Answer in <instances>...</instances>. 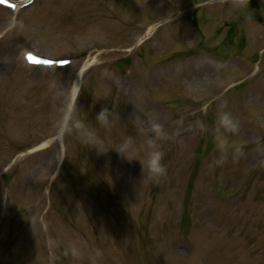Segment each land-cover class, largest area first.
<instances>
[{
    "label": "rangeland",
    "instance_id": "obj_1",
    "mask_svg": "<svg viewBox=\"0 0 264 264\" xmlns=\"http://www.w3.org/2000/svg\"><path fill=\"white\" fill-rule=\"evenodd\" d=\"M256 1L263 14L248 15L245 0H32L16 13L0 4V264H264ZM26 52L50 63L30 64ZM102 107L112 123L97 125L98 149L69 129L73 119L95 125ZM225 110L242 153L217 164ZM153 120L167 133L158 181L111 147L127 136L139 147ZM69 245L78 258L64 255Z\"/></svg>",
    "mask_w": 264,
    "mask_h": 264
},
{
    "label": "clouds",
    "instance_id": "obj_2",
    "mask_svg": "<svg viewBox=\"0 0 264 264\" xmlns=\"http://www.w3.org/2000/svg\"><path fill=\"white\" fill-rule=\"evenodd\" d=\"M79 92L77 93L78 96ZM95 125L87 122H77L73 119L70 125V131L77 135L83 134V140L87 145L96 146L98 148V128L105 130L111 127L110 110L107 107H102L96 113ZM238 121L233 117L230 111H221L217 115V123L215 125L214 145L219 156L215 163H223L232 154L234 157L242 153L241 146L230 141L226 133L236 132L238 129ZM202 130H206V125L201 123ZM151 135H148L143 143L138 147L134 137H125L118 145L111 146L117 149L123 159L132 161L138 159L142 166V171L147 174L153 181H158L166 176L167 168L164 161L165 152L160 147L158 140L167 135L163 124L155 120L150 122L148 129ZM99 149V148H98ZM143 153V156H141ZM64 255H71L73 258H78L80 255L79 249L75 245H69L64 249Z\"/></svg>",
    "mask_w": 264,
    "mask_h": 264
},
{
    "label": "bare ground",
    "instance_id": "obj_3",
    "mask_svg": "<svg viewBox=\"0 0 264 264\" xmlns=\"http://www.w3.org/2000/svg\"><path fill=\"white\" fill-rule=\"evenodd\" d=\"M17 3H20V1L16 2L12 5V10L16 13L17 9H18V4ZM89 63H85L82 67V69L77 73L76 77H75V80H74V83H73V86H72V89H71V94L69 96V110L71 109V106L73 104V101L75 100L76 96H77V93H78V90H79V86H80V81H81V78H82V75H83V72L85 71L86 67H88ZM67 115V114H66ZM67 118L68 116H66V118L64 119V121L62 122L61 124V128L59 130V134L62 133V131L64 130L65 126H66V122H67Z\"/></svg>",
    "mask_w": 264,
    "mask_h": 264
},
{
    "label": "snow or ice",
    "instance_id": "obj_4",
    "mask_svg": "<svg viewBox=\"0 0 264 264\" xmlns=\"http://www.w3.org/2000/svg\"><path fill=\"white\" fill-rule=\"evenodd\" d=\"M6 2H7V0H6Z\"/></svg>",
    "mask_w": 264,
    "mask_h": 264
}]
</instances>
